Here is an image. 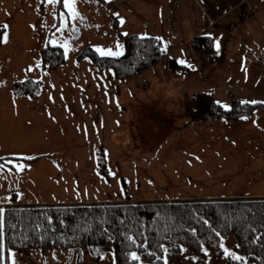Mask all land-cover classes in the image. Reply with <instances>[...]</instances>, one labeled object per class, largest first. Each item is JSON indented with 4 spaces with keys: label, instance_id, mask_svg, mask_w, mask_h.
<instances>
[{
    "label": "rangeland",
    "instance_id": "rangeland-1",
    "mask_svg": "<svg viewBox=\"0 0 264 264\" xmlns=\"http://www.w3.org/2000/svg\"><path fill=\"white\" fill-rule=\"evenodd\" d=\"M0 28V157L12 161L0 205L264 196V108L228 120L196 118L191 104L198 91L224 109L264 103V0H0ZM130 34L156 37L162 57L117 77L79 56L121 55ZM46 45L62 48L60 65H43ZM25 78L35 93L14 96ZM209 253L164 264H224ZM13 261L115 264L110 243L11 248Z\"/></svg>",
    "mask_w": 264,
    "mask_h": 264
},
{
    "label": "trees",
    "instance_id": "trees-1",
    "mask_svg": "<svg viewBox=\"0 0 264 264\" xmlns=\"http://www.w3.org/2000/svg\"><path fill=\"white\" fill-rule=\"evenodd\" d=\"M193 42L199 49L212 50L211 36L198 35ZM84 55L113 76L127 77L160 59L163 49L154 36L130 34L121 55H99L89 46L79 54ZM41 58L43 65L54 67L64 61V53L58 45H46ZM168 62L178 65L174 58ZM37 83L32 78L14 81V96L33 95ZM191 104L196 118L228 120L264 108L263 102H246L224 109L203 91L192 97ZM9 156L5 157H20ZM98 162L102 169L100 158ZM0 210V264H9L11 248L103 243L112 245L115 264H164L166 258L185 250L199 254L203 261L210 252L224 264H264V196L15 203L0 205ZM229 236L232 252L225 255L220 245ZM131 253L139 259L132 260Z\"/></svg>",
    "mask_w": 264,
    "mask_h": 264
},
{
    "label": "snow or ice",
    "instance_id": "snow-or-ice-1",
    "mask_svg": "<svg viewBox=\"0 0 264 264\" xmlns=\"http://www.w3.org/2000/svg\"><path fill=\"white\" fill-rule=\"evenodd\" d=\"M49 2L51 3L52 0H49ZM67 3H68V0H65V4L67 6ZM7 26L5 25V28ZM6 39L7 37L4 36L2 39H0V42H6ZM217 47H219V45H217ZM109 55H112L113 53H111V51L108 52ZM116 55H119L120 53L117 52L115 53ZM242 103H246V102H242ZM251 103H256L255 101H252ZM241 119H247V117H241ZM0 161H3V163H0V170H3L5 168V166L7 164H10L12 163V161L10 160H7L5 159L4 157H0ZM14 167H17L18 169H21L22 170V165H13ZM3 215V211L0 210V216ZM2 236H3V232H2V224H0V260L3 259V255H2V249H3V241H2ZM222 248L224 247L223 244L220 245ZM11 255V254H10ZM225 255H231V253H229L226 249H225ZM233 259H236V260H240L242 259L241 257L239 256H232ZM131 259L132 260H138L139 257L136 255V253H131ZM12 264H15V261L12 262ZM165 264H167V261H165Z\"/></svg>",
    "mask_w": 264,
    "mask_h": 264
}]
</instances>
